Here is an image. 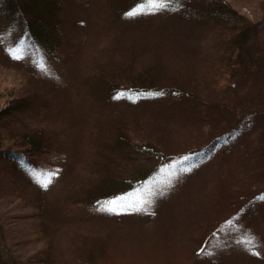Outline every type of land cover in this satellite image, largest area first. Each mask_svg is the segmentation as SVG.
Masks as SVG:
<instances>
[{
    "label": "rangeland",
    "instance_id": "rangeland-1",
    "mask_svg": "<svg viewBox=\"0 0 264 264\" xmlns=\"http://www.w3.org/2000/svg\"><path fill=\"white\" fill-rule=\"evenodd\" d=\"M51 1L53 32L40 48L28 33L20 39L25 24L5 19L8 0L0 2V133L11 147L18 133L36 132L44 146L31 151L34 169L20 162L21 175L0 158L10 247L0 242V257L264 264V66L245 77L234 63L243 50L236 20H204L206 0ZM222 1L251 30L244 58L264 49V0ZM135 6L144 11L126 15ZM146 82L155 96L129 95ZM190 150L199 151L176 171L130 184ZM33 173L51 182L42 187ZM31 201L41 220L29 216Z\"/></svg>",
    "mask_w": 264,
    "mask_h": 264
},
{
    "label": "trees",
    "instance_id": "trees-1",
    "mask_svg": "<svg viewBox=\"0 0 264 264\" xmlns=\"http://www.w3.org/2000/svg\"><path fill=\"white\" fill-rule=\"evenodd\" d=\"M3 2V0H0V2ZM9 6L12 5V10H8L9 6L5 9L7 12V15L5 16V19L7 20H15L21 19L23 23L25 24L23 33L19 36L20 39L25 37L27 34L32 42H35L37 44H41L40 39H42V33L44 36L50 35V33L53 32V24L55 22V15H56V9L54 8V5H52L51 0H8L7 3ZM205 7L201 11V17L204 20H222L224 23L230 22L231 20H236V25L233 26V28H238L237 30V36H238V45L243 48V50H238L237 53L238 56L235 58L234 63H240L243 65V68L245 69V73L243 74L245 77L252 75L251 69H256V67H263L264 66V49H246V53L248 56L244 58L243 52H244V46L243 43L246 41L245 36L247 37V33L249 34L251 30H248L247 28H240L242 26V20L245 21V19L241 16H239L235 10L232 8H229L230 5L224 3L222 0L221 2H218L217 0H206L204 3ZM49 17V18H48ZM53 20V23L49 19ZM243 18V19H242ZM39 20V23L37 22ZM211 22V21H210ZM240 22V25L237 27L238 23ZM221 23V21H220ZM10 24V23H8ZM227 25V24H226ZM38 28V31L35 29ZM26 31V32H25ZM46 33V34H45ZM40 48V46H39ZM234 56V55H233ZM234 59V58H233ZM241 61V62H240ZM235 63V64H236ZM264 70V69H263ZM249 74V75H248ZM233 75V74H232ZM254 76L256 75L253 74ZM117 93H123V89L117 88ZM158 88L153 87L152 84L149 82L142 83L137 86L134 85L132 87V90H130L129 95L136 96V97H153L157 94ZM235 100V98H233ZM12 104H16V108L20 107L21 101L18 102L12 100ZM18 102V103H17ZM251 102L249 103V105ZM6 111V110H5ZM4 111V112H5ZM252 110L251 112H253ZM2 116V115H1ZM0 116V117H1ZM4 116V115H3ZM18 138L15 139V141L12 142L11 147L6 146V143L9 141H5L3 137H5V134L0 133V158H6L11 162H14V167L20 166L21 161H27V167L29 170H32L36 167V164L34 159L31 157V151L35 154L37 152L43 151L44 146L42 143V137L39 133L36 132H22L18 133ZM7 138V136H6ZM218 141L217 139H215ZM20 142V143H18ZM19 147V148H17ZM205 149V148H204ZM206 148L203 151H207ZM199 151V150H198ZM198 151L190 150V152L187 154V160L184 158L181 160L173 161L171 164L165 165L163 162H160L159 165L151 172H147L146 175H141L135 180H133L130 184L140 185L143 183L147 178H152L157 175H165L167 173H172L178 169V167L181 164L186 163L188 160L195 157V155L198 153ZM201 152V151H200ZM19 164V165H18ZM33 164V165H32ZM17 172L21 175V170L16 169ZM155 174V175H154ZM108 189L103 190L100 192V199L105 198L109 195V193H106ZM105 195V196H103ZM24 202L28 205L29 199H23ZM104 200V199H103ZM31 208H33L34 212L31 213L29 216L40 219L41 220V213L39 214L37 210L41 208V206L35 204L31 201L30 202ZM0 221H2V218H0ZM4 223H0V242L2 243L6 254L7 251L10 249L9 245L7 244V241L5 238H7V232L3 229ZM39 227H41V224H38ZM40 254L43 253L41 250ZM45 254V253H43ZM14 255V254H12ZM12 258V257H11ZM9 259L8 261L3 260L2 256L0 257V264H25L24 262H21L20 259H18L17 256H14L12 259ZM43 264H47L43 263Z\"/></svg>",
    "mask_w": 264,
    "mask_h": 264
},
{
    "label": "snow or ice",
    "instance_id": "snow-or-ice-1",
    "mask_svg": "<svg viewBox=\"0 0 264 264\" xmlns=\"http://www.w3.org/2000/svg\"><path fill=\"white\" fill-rule=\"evenodd\" d=\"M169 2V0H149V3L153 6V7H165L167 6V3ZM151 10V9H149ZM144 11V7L143 6H138L137 8L133 9L132 11L128 12L126 15L128 16H135L138 15L140 13H142ZM15 58H19L18 56H16L15 51H13L11 53ZM41 67L43 68V65H41ZM185 160H187L188 158L185 157ZM184 171H190V169H183ZM34 176L37 177L38 182L41 184L42 187H47L48 184L51 182V176L50 175H43L42 177L39 176L38 174L33 173ZM143 201H140V204H142ZM112 211L116 210L117 207V201L113 200L111 202L108 203L107 205ZM123 207V206H121ZM137 207H139V205H137Z\"/></svg>",
    "mask_w": 264,
    "mask_h": 264
},
{
    "label": "bare ground",
    "instance_id": "bare-ground-1",
    "mask_svg": "<svg viewBox=\"0 0 264 264\" xmlns=\"http://www.w3.org/2000/svg\"><path fill=\"white\" fill-rule=\"evenodd\" d=\"M169 1H171V0H169ZM137 5V4H136ZM150 5V4H149ZM148 5V6H149ZM137 6H135V8H136ZM31 44H32V46H34L35 48H39V44H37V43H35V42H32L31 41Z\"/></svg>",
    "mask_w": 264,
    "mask_h": 264
}]
</instances>
